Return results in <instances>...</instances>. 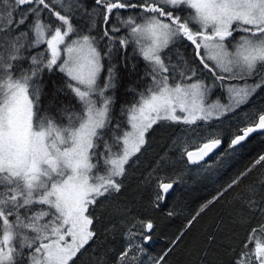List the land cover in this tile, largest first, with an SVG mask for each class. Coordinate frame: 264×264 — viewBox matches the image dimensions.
I'll list each match as a JSON object with an SVG mask.
<instances>
[{
  "label": "snow or ice",
  "instance_id": "1",
  "mask_svg": "<svg viewBox=\"0 0 264 264\" xmlns=\"http://www.w3.org/2000/svg\"><path fill=\"white\" fill-rule=\"evenodd\" d=\"M130 48L144 62L143 85L127 86L117 116L119 58L129 68ZM262 91L264 0H0V264H79L116 231L122 246L97 264H169L218 203L226 214L186 249L190 264H264V151L160 254L147 248L151 213L166 209L178 182L176 150L203 171L238 157L264 135V107L249 111ZM164 124L186 135L141 176L143 211L117 204L118 222L98 231L96 209L119 197Z\"/></svg>",
  "mask_w": 264,
  "mask_h": 264
},
{
  "label": "trees",
  "instance_id": "2",
  "mask_svg": "<svg viewBox=\"0 0 264 264\" xmlns=\"http://www.w3.org/2000/svg\"><path fill=\"white\" fill-rule=\"evenodd\" d=\"M90 5L92 0H87ZM185 55L190 56L191 50H182ZM129 68L123 67V58L120 57V86L116 90L115 113L118 116L124 101L131 100V95L126 92L129 85L142 86L144 70V62L130 48L127 52ZM132 64L137 65L135 73L130 71ZM139 77V79H138ZM56 79V77H53ZM51 88V85H49ZM220 91L214 92L212 99L219 97ZM256 107H264V91L258 93L253 101L249 111H253ZM243 113H241V116ZM217 123V122H214ZM229 124L235 125L236 120H225L223 127L228 128ZM183 125H167L158 126L152 135L151 150L144 156L140 157L137 164L133 165L130 175L126 181V187L118 198L109 201L102 207L96 209V215L100 217V223L97 224L98 231H101L105 225L116 223L119 216L115 214L117 204L127 205L135 213H141L142 203L147 199L148 193L141 183V176L146 174L149 163L161 151H166L171 147L173 140L186 135ZM200 132H207V128L199 129ZM261 151H264V135L255 134L247 142L245 150L236 158L226 159L221 166H213L211 171L199 170L197 166H185L180 161L179 151L176 150L174 160L176 161V179L177 183L173 191L169 195L167 207L163 211L151 213L156 223V228L152 233V240L147 245L150 256L160 254L168 245L171 239L183 229L187 219H189L199 207L208 199H211L217 191L225 185L229 179L238 171L243 169L250 160ZM230 199V197H229ZM175 208L177 214L173 217L167 215V211ZM226 214V207L223 203L211 206L206 213L202 214L195 226L189 230L185 237V242L169 257V264H190V257L186 254V249L194 242L202 241L208 232L215 231L220 220ZM123 241L119 231L115 233L109 232L106 236H102L100 240L88 249L80 258L79 264H97L99 258H104L107 254L108 258L114 250H119ZM210 256V259H214ZM223 258V257H222ZM150 264V262H149Z\"/></svg>",
  "mask_w": 264,
  "mask_h": 264
},
{
  "label": "water",
  "instance_id": "3",
  "mask_svg": "<svg viewBox=\"0 0 264 264\" xmlns=\"http://www.w3.org/2000/svg\"><path fill=\"white\" fill-rule=\"evenodd\" d=\"M255 135V134H254ZM173 191V190H172ZM171 194V193H170Z\"/></svg>",
  "mask_w": 264,
  "mask_h": 264
}]
</instances>
